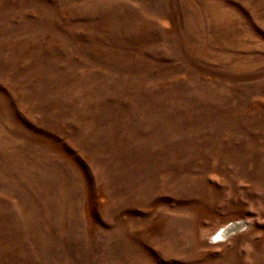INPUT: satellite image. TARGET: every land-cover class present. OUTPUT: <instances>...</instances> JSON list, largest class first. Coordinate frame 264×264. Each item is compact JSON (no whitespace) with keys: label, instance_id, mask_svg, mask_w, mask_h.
<instances>
[{"label":"rangeland","instance_id":"obj_1","mask_svg":"<svg viewBox=\"0 0 264 264\" xmlns=\"http://www.w3.org/2000/svg\"><path fill=\"white\" fill-rule=\"evenodd\" d=\"M0 264H264V0H0Z\"/></svg>","mask_w":264,"mask_h":264},{"label":"bare ground","instance_id":"obj_2","mask_svg":"<svg viewBox=\"0 0 264 264\" xmlns=\"http://www.w3.org/2000/svg\"><path fill=\"white\" fill-rule=\"evenodd\" d=\"M231 228H234V226H229L228 228L226 227L223 232L220 233V235L223 236L224 234L228 233Z\"/></svg>","mask_w":264,"mask_h":264}]
</instances>
